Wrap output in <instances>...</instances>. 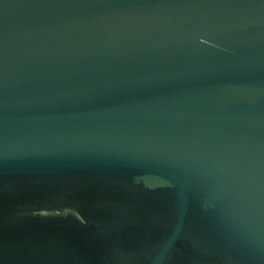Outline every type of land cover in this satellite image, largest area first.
Returning a JSON list of instances; mask_svg holds the SVG:
<instances>
[{
	"label": "water",
	"instance_id": "1",
	"mask_svg": "<svg viewBox=\"0 0 264 264\" xmlns=\"http://www.w3.org/2000/svg\"><path fill=\"white\" fill-rule=\"evenodd\" d=\"M0 264H264V0H0Z\"/></svg>",
	"mask_w": 264,
	"mask_h": 264
}]
</instances>
